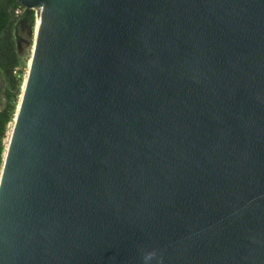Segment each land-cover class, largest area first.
Masks as SVG:
<instances>
[{
    "label": "water",
    "instance_id": "obj_1",
    "mask_svg": "<svg viewBox=\"0 0 264 264\" xmlns=\"http://www.w3.org/2000/svg\"><path fill=\"white\" fill-rule=\"evenodd\" d=\"M15 1L0 264H264V0Z\"/></svg>",
    "mask_w": 264,
    "mask_h": 264
},
{
    "label": "trees",
    "instance_id": "obj_2",
    "mask_svg": "<svg viewBox=\"0 0 264 264\" xmlns=\"http://www.w3.org/2000/svg\"><path fill=\"white\" fill-rule=\"evenodd\" d=\"M16 7L21 6L15 0H0V164L6 145L3 142L6 125L14 118L24 80L14 72L17 51L10 27Z\"/></svg>",
    "mask_w": 264,
    "mask_h": 264
},
{
    "label": "rangeland",
    "instance_id": "obj_3",
    "mask_svg": "<svg viewBox=\"0 0 264 264\" xmlns=\"http://www.w3.org/2000/svg\"><path fill=\"white\" fill-rule=\"evenodd\" d=\"M35 10H28L21 7H16L14 9L15 16L12 20V24L10 27L11 34L15 43V48L17 51V63L14 66V72L16 75L21 74L22 80L23 78L24 80H26L25 77L30 64L31 49L33 44V35L35 28L33 26ZM35 22H36V16H35ZM24 80L23 82L25 83ZM20 99H21V95L19 96V100ZM12 123L13 120L10 124L8 122L6 125L5 136L3 138L4 145L5 143L7 144ZM0 174H1V168H0Z\"/></svg>",
    "mask_w": 264,
    "mask_h": 264
},
{
    "label": "bare ground",
    "instance_id": "obj_4",
    "mask_svg": "<svg viewBox=\"0 0 264 264\" xmlns=\"http://www.w3.org/2000/svg\"><path fill=\"white\" fill-rule=\"evenodd\" d=\"M36 14H37V9L35 10V16H36ZM38 23H39V18L36 17V22H35V24H34V27H35V28H34V35H33L32 49H33V45H34V41H35V33H36V29H37V25H38ZM32 49H31V56H32ZM30 61H31V57H30ZM25 78H26V77H25ZM24 81L26 82V80H24ZM23 83H24V82H23ZM22 85H23V87L21 86V89H22L21 92L23 93V91H24V87H25V83L22 84ZM22 93L20 94L21 96H22ZM19 101H20V100H19ZM18 106H19V102H18V104H17V106H16V111H15V115H14L15 118H13V123H12L11 129H10V134H9V136H8L7 144H6V146H5V150H4V153H3L2 161H3L4 156H5V154H6L7 145H8L9 139H10V135H11V131H12V128H13V125H14V121H15V119H16V113H17Z\"/></svg>",
    "mask_w": 264,
    "mask_h": 264
},
{
    "label": "clouds",
    "instance_id": "obj_5",
    "mask_svg": "<svg viewBox=\"0 0 264 264\" xmlns=\"http://www.w3.org/2000/svg\"><path fill=\"white\" fill-rule=\"evenodd\" d=\"M155 256H156V253L154 250L144 252L142 254L143 264H149V261H151Z\"/></svg>",
    "mask_w": 264,
    "mask_h": 264
}]
</instances>
